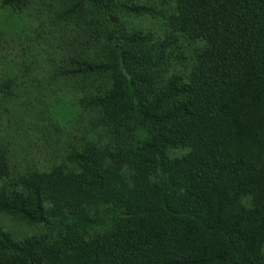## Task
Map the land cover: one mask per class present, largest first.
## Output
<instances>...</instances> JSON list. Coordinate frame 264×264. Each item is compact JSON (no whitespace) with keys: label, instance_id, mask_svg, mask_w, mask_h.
<instances>
[{"label":"trees","instance_id":"16d2710c","mask_svg":"<svg viewBox=\"0 0 264 264\" xmlns=\"http://www.w3.org/2000/svg\"><path fill=\"white\" fill-rule=\"evenodd\" d=\"M179 2L191 31L151 43L131 35L122 49L126 75L110 112L132 125L134 146L114 171L120 181L109 185L90 141L67 158L84 167L81 180L112 224L74 233L52 212L46 218L39 184H25L32 200L17 196L0 210L49 236L15 243L0 231V264H264V0ZM98 69L79 63L78 73ZM89 100L108 108L107 98Z\"/></svg>","mask_w":264,"mask_h":264},{"label":"rangeland","instance_id":"374dc122","mask_svg":"<svg viewBox=\"0 0 264 264\" xmlns=\"http://www.w3.org/2000/svg\"><path fill=\"white\" fill-rule=\"evenodd\" d=\"M9 2L0 0V202L10 204L17 196L31 201L26 185L39 184L46 218L52 212L74 233L96 234L104 219L111 224L114 219L98 202L93 184L81 180L84 167L67 158L83 154L90 141L100 151V170L109 185L120 181L114 171L134 146L132 125L110 112L119 77L126 75L122 49L131 35L150 43L167 40L180 26L191 31L193 21L186 22L179 0H25L19 8ZM132 7L144 11L129 12ZM139 52L131 47L133 56ZM79 63L101 72L79 74ZM104 98L108 108L87 105L89 99ZM60 104L62 117L53 113H60ZM70 110L75 116L69 117ZM0 231L15 243L49 236L45 226L4 210Z\"/></svg>","mask_w":264,"mask_h":264}]
</instances>
